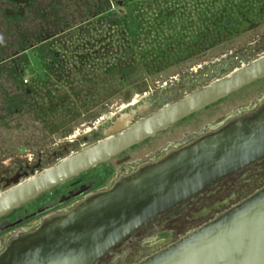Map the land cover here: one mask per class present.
<instances>
[{
    "label": "rangeland",
    "instance_id": "rangeland-1",
    "mask_svg": "<svg viewBox=\"0 0 264 264\" xmlns=\"http://www.w3.org/2000/svg\"><path fill=\"white\" fill-rule=\"evenodd\" d=\"M126 1L127 5H123L124 0H46L40 4L41 11H31L34 14L30 20L11 21L0 15V173L21 168L20 181L81 149L82 137L92 143V132L88 130L98 118L107 112L116 115L140 89L154 88L156 82L182 72L193 77L202 75L205 62H217L222 56L242 54L240 63L247 64L264 54V9L260 0H231L241 5L224 12L226 18H234L232 29L220 30L213 45L193 51L191 58H179V52H174L168 60L163 54V61L151 62L145 55L161 52L166 43L175 44L173 40L181 35L182 28L191 32L198 29L196 19L203 13L220 12L222 0ZM0 7L3 10L12 5ZM244 8L246 14L241 12ZM120 10L126 14L132 11L139 22L144 12L154 22L139 25L131 33L122 20L114 22L109 17ZM161 12L171 15V19L158 20L156 15ZM203 61L204 67L199 70ZM258 92H264V79L231 98L244 99ZM28 93L32 95L25 97ZM74 135L81 138L79 143H70ZM146 143L109 164L146 148ZM59 192L52 190L44 197Z\"/></svg>",
    "mask_w": 264,
    "mask_h": 264
},
{
    "label": "water",
    "instance_id": "water-1",
    "mask_svg": "<svg viewBox=\"0 0 264 264\" xmlns=\"http://www.w3.org/2000/svg\"><path fill=\"white\" fill-rule=\"evenodd\" d=\"M263 78L264 56L235 67L224 78L140 122L126 126L132 115L119 118L109 132L126 126L123 132L69 154L0 192V216ZM210 140L194 147L206 151L194 154L203 174L200 177L175 178L165 164L137 171L108 191L85 197L68 212L47 215L36 230L10 239L0 253V264H96L148 219L263 156L264 107L238 129L232 144L228 141L221 148L215 139L209 144ZM132 264H264V185Z\"/></svg>",
    "mask_w": 264,
    "mask_h": 264
},
{
    "label": "flooded vegetation",
    "instance_id": "flooded-vegetation-1",
    "mask_svg": "<svg viewBox=\"0 0 264 264\" xmlns=\"http://www.w3.org/2000/svg\"><path fill=\"white\" fill-rule=\"evenodd\" d=\"M45 1L22 0L21 3L23 4H21L18 0H0V5H12V8L6 7L0 10V15L4 17L12 16L21 10L25 15V19L30 20L32 19L31 15L34 14L31 12L33 11V8H30L31 4L37 5ZM17 4L23 5V7H16ZM262 46L264 47V40ZM242 56V54H235L229 56V58L222 56V59L217 60V62L212 60L203 61V65L199 64L197 67L199 70L202 69L205 62L206 71L202 75L196 74L193 77L182 72L156 82L154 88L140 89L136 97L128 105L121 106L116 115L107 112L104 116L98 118L96 125L88 130V132H92L91 137L94 141L87 143V137H82L84 143L81 149L103 140L109 135H117L123 132L126 126L144 120L163 107L201 90L216 79L224 78L225 76L221 75L223 71L233 70L235 67L242 65L240 63ZM209 62L211 65L208 64ZM202 81L208 82L202 87H196ZM237 92L180 119L167 129L157 132L154 136L126 149L108 161L80 173L65 183L0 216V253L4 251L9 240L13 237L36 230L42 219L47 215L68 212L85 197L108 191L115 182L126 179L137 171L165 164L170 171V175L175 178L191 179L192 176L203 175L200 173V166H198L199 163L194 154L206 151L194 150V147L211 138L208 141L209 144L216 141L219 147L225 148L228 141L232 144L233 139L238 136V129L245 122L254 120L264 107V92H258L254 96L244 99H232L231 97ZM31 95L32 93H28L24 96ZM127 98L130 100L129 94H127ZM129 114L132 115L131 121L125 127H121L120 131L111 134L109 131L114 127L115 122ZM77 137L74 135L70 143H79L81 138ZM150 140L152 141L148 143ZM144 143H146V148L140 146L142 149L133 151V155H126L119 162L109 164L111 160L124 156L129 150L132 151ZM192 150H194L192 154L188 155ZM102 165L106 166L99 172L90 174L92 170ZM190 169L194 172H189ZM179 170H182L183 173L177 172ZM20 176L21 168L17 171H13L11 168L3 174L0 173V192L19 182L17 180ZM263 185L264 155L236 171L213 180L167 210L148 219L107 252L96 264H132L179 238L190 229L199 227L213 219L217 214L228 209L242 198L251 195ZM56 189L60 190L57 195L44 197V195Z\"/></svg>",
    "mask_w": 264,
    "mask_h": 264
},
{
    "label": "trees",
    "instance_id": "trees-1",
    "mask_svg": "<svg viewBox=\"0 0 264 264\" xmlns=\"http://www.w3.org/2000/svg\"><path fill=\"white\" fill-rule=\"evenodd\" d=\"M222 3L220 4V7H222V10L220 12H215L213 14H209V13H203L201 14V16H199L196 21H197V25H198V29H195V31L193 30L192 32L190 31V29H184L182 28V31L180 32V36H178V38H176L177 40H173L175 44L170 45L169 43H166L165 45V49H163L161 52H149L147 55H145L144 58L148 59L150 62L152 60H160L163 61L164 58H166L168 60V58L171 57L172 53L174 52H179L178 56L179 58L182 57H187L184 59H189L193 56L194 52H197L198 49H205V47L207 48L208 46H210L211 44L213 45V42L216 38H218L219 34L221 32H219L220 30H226V29H232L231 27V20L233 19H228L224 16V12H231V8L232 7H237L240 8L241 5H237V3L235 4V2H231V0H222ZM127 1L124 3L123 5H127ZM41 3H38L37 5L35 4H31L30 8H36L37 11H41ZM260 5L263 7L262 10L264 9V0H260ZM247 8H244L243 11H241L243 14H246V12H244ZM249 9V8H248ZM241 10V9H240ZM101 13V12H99ZM120 13H123V10H120L119 12H111L109 14V17L111 19V21L114 22H118L119 20L123 21L124 26L126 27V29L128 28L129 30H131L130 32L133 33V31H135V29H137V27L140 26H144L145 24H149L151 21V24L154 22V20H151V18L147 17L144 12L141 13V15L139 16L140 18V22L138 20L135 19V17H133L132 15V11L128 14H126L125 12L123 13V15L120 17V19H118L117 17H119V15H121ZM158 20H162V21H166V20H170L171 19V15H167L166 13H158L157 15ZM225 17V18H224ZM232 17V16H231ZM7 18L11 21H20V20H24L25 19V15L23 14V12L21 10H19L17 13H14L12 16H7ZM155 28V26H154ZM152 30H149V32ZM185 33L186 35H182V33ZM211 32V33H209ZM185 36L187 38H185ZM46 36L44 35V38ZM215 37V38H214ZM43 38V39H44ZM214 38V39H213ZM42 39V40H43ZM131 45H133V42H130ZM46 44H42V48L45 47ZM42 52H44V50H42ZM48 53L52 54L53 50L48 51ZM54 54V53H53ZM161 54V55H160ZM164 54V58L162 57ZM160 55V56H159ZM157 57V58H156ZM155 58V59H154ZM176 58V57H175ZM177 59V58H176ZM153 68V67H151Z\"/></svg>",
    "mask_w": 264,
    "mask_h": 264
}]
</instances>
